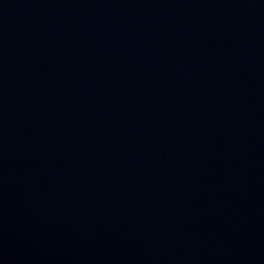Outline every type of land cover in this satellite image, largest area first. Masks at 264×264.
<instances>
[{"label":"water","instance_id":"95a60500","mask_svg":"<svg viewBox=\"0 0 264 264\" xmlns=\"http://www.w3.org/2000/svg\"><path fill=\"white\" fill-rule=\"evenodd\" d=\"M0 264H264V0H0Z\"/></svg>","mask_w":264,"mask_h":264}]
</instances>
